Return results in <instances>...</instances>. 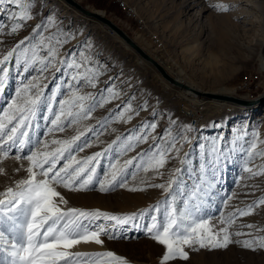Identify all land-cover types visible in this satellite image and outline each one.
<instances>
[{
  "label": "snow or ice",
  "instance_id": "1",
  "mask_svg": "<svg viewBox=\"0 0 264 264\" xmlns=\"http://www.w3.org/2000/svg\"><path fill=\"white\" fill-rule=\"evenodd\" d=\"M0 3L18 9L9 12L13 23L7 33L0 25V36L18 34L25 23L35 18L32 13L35 0H0ZM211 7L220 12L230 10L223 3ZM72 39L74 34L66 31L54 16H49L13 47L0 51V162L13 159L19 163L13 171L26 173L0 191V264H131L111 250L72 249L81 243L103 245L101 237L105 236L109 240L130 239L128 233L132 231H143L164 247L160 264L177 259L187 261L190 254L186 249L212 251L236 243L252 251L264 250V236L230 231L238 217L251 215L264 206V196L245 208L221 210L217 222L220 227L205 218L207 213L203 211L204 197L212 188L221 164H226L237 152L241 140H245L239 145V153L244 157L242 171L249 174L248 179L264 175V162L253 163L258 157L264 160V149L258 147L264 141L259 140L258 133L251 144L246 140L247 133L237 135L231 148L222 138H213L200 145L199 159H190V153L181 155V151L189 142L192 126L169 117V125L160 135L154 134L157 122L145 123L139 131L117 135L101 151L78 156L93 147L88 134L96 137L95 143H102L99 129L113 121L127 123L133 119V113L139 112L129 102L118 105L115 114L110 110L95 125L84 124L93 118L97 107L117 99L120 93L115 86L106 88V94L84 91L87 87L96 88L107 68L95 59L91 45L66 50L64 46ZM13 68L20 77L19 86L15 95L5 100V88ZM49 82L55 86L47 92ZM141 107L146 109L147 102ZM69 128H75L74 135L67 138L55 135ZM150 137L153 144L136 156L122 163L119 160L113 163L109 158L101 176L102 160L110 156L114 147L124 156ZM173 159L179 161L180 167L171 169L164 183H154L156 178L164 176L162 170ZM141 171L145 175L137 179ZM149 172L153 175L148 176ZM6 174L0 167V175ZM182 174L188 176L191 185ZM117 188L131 192L157 188L162 190L163 198L134 212L112 213L99 208L70 207L58 190L108 193ZM232 199L233 196H228L223 201L224 209ZM234 235H249L251 239L233 240Z\"/></svg>",
  "mask_w": 264,
  "mask_h": 264
},
{
  "label": "rangeland",
  "instance_id": "2",
  "mask_svg": "<svg viewBox=\"0 0 264 264\" xmlns=\"http://www.w3.org/2000/svg\"><path fill=\"white\" fill-rule=\"evenodd\" d=\"M79 1L89 8H95L120 25L147 52L156 56L170 74H175L177 67L182 69L183 74L177 72V76L200 91L219 92L221 89L228 88L231 90L230 94L236 95L238 91L236 81L247 72L261 67L260 56L257 53L250 54L245 47L237 44L239 37L243 39L242 33L238 30L239 37L234 36L237 29L236 24L238 23L239 28L241 22H239V17H237L238 21L235 19L233 13L237 12L240 16L242 10L245 9L241 5L246 0L238 2L235 0H118L121 7L116 0ZM122 1L128 6L131 5L132 11L128 10ZM217 3L229 5L230 10L220 12L211 7ZM248 7L250 10L253 8L250 4ZM11 11H18V9L14 5L0 3V25L4 26L5 33L13 23L9 19ZM32 13L35 18L25 23L18 34L0 36V40H3L0 51H7L20 39L28 36L32 32V28L42 19L54 16L66 31L74 34V39L64 46L66 50L71 51L74 48L91 45L95 59L107 68L105 74L99 78L97 87H87L84 88V91L93 93L105 91L106 94V88L115 86L120 93L117 99L105 104L102 108L97 107L93 118L84 121V124L95 125L98 120L107 117L110 110L115 114L118 105H125L129 102L133 109L139 112L138 115L133 113V119L127 123L113 121L104 129H99L102 133L99 140L102 143H95L96 137L88 134V139L93 142V147L78 153V156L91 155L93 152L101 151L117 135L128 134L132 130L139 131V127L145 123L157 122L158 127L154 134L160 135L168 127L169 117L178 120L180 124L192 126L189 142L183 145L181 151V155L185 152L190 153V159H199L200 145L211 142L213 138H222L223 143L229 148L232 147V141L237 135L245 136V133H247L248 144L254 142L257 133L259 140L264 141V125L256 120L260 113L259 109L263 106L252 109L243 108L181 92L166 83L153 67L142 61L119 37L115 36L114 32H110L107 27L94 19L81 15L66 5L64 1L35 0ZM248 17L253 18L252 15ZM136 20L138 24H136ZM254 24L256 21L252 20L247 25L248 29L244 38L252 34V28H257V25ZM154 35L163 39L164 42L165 48L159 52L154 50L155 45L152 42L156 38ZM12 72V77L5 88V100L11 99L19 86L20 77L16 76V69L13 68ZM174 74L172 75L176 77ZM59 76L60 73H57L56 77ZM54 86L53 82H49L46 91L50 92ZM145 102H147L146 109L141 107ZM182 105L190 108L193 112L192 117H196L198 121L190 120L187 115L184 116L181 110ZM40 123L43 124L44 121L41 120ZM74 134L75 128H69L64 133L55 135L59 138H67ZM244 143L245 140H241L239 145ZM152 144L153 141L150 137L146 143L139 144L124 156H120L114 147L110 156H106L102 160L101 176L109 165V158L113 163L117 160L122 163L123 160L148 149ZM239 145L231 159L226 164H221L212 188L204 197L203 211L207 213L205 218H209L211 223L217 227L221 226L217 223L221 210L232 211L235 208H245L246 205L264 196V175L247 178L249 174L242 171L244 157L239 153ZM258 147L264 149V143H260ZM262 162L264 160L259 157L253 161L256 165ZM0 167H3L7 173L0 175V191L10 186L14 180L26 175L23 170L19 173L13 171L19 167V163L13 159L3 160L0 162ZM176 167H180L179 161L170 160L162 170L164 176L156 178L153 182L164 183L168 179V172ZM144 175L141 171L137 179ZM147 175L152 176L153 173L149 172ZM182 175L191 185L192 181L188 176ZM129 183H133L130 175ZM58 190L69 201L68 206L70 207L99 208L112 213L134 212L137 206L146 208L163 198L162 190L157 188H149L143 192H131L117 188L108 193H101L98 190L87 192ZM228 196H233V199L230 201V206L224 209L223 201ZM177 198L179 199V196ZM250 224L255 227H246ZM257 229H264V206L257 208L251 215L238 217L230 231L264 236V230L257 231ZM128 235L132 238L116 240L124 244L126 248L135 250L137 254L141 255L142 261L160 264L165 251L162 245L152 240L143 231H132ZM232 239L242 241L251 239V236L234 235ZM186 251H189L190 254L187 261L177 259L168 262V264H264V250L252 251L236 243L229 245L227 249L212 251L186 249Z\"/></svg>",
  "mask_w": 264,
  "mask_h": 264
},
{
  "label": "bare ground",
  "instance_id": "3",
  "mask_svg": "<svg viewBox=\"0 0 264 264\" xmlns=\"http://www.w3.org/2000/svg\"><path fill=\"white\" fill-rule=\"evenodd\" d=\"M61 1H64V0H61ZM118 1V0H116ZM236 2H238L239 0H235ZM65 2V1H64ZM123 3H125L124 1H122ZM66 3V2H65ZM120 7H121V4H120V1H118ZM126 4V3H125ZM251 5V7H253L251 10L250 8L248 7V5ZM66 5H68L66 3ZM69 6V5H68ZM126 7H128V10H131L132 11V8L130 6H128L127 4L125 5ZM244 7V11L242 10L241 12V15L239 16L237 14V12L233 13L234 16H235V19H237V17H239V22H241L240 24V27L238 28V23L236 24L237 25V29H236V32L234 33L236 37H239V33H238V30L242 33V37L243 39H240L239 37V40H238V45L240 46H243L247 49V51L250 53V54H253V53H257L259 56H260V65L263 66L264 65V62H263V57H262V48H263V45H264V0H246L245 2L242 3L241 7ZM123 7V6H122ZM74 9V8H73ZM123 9L125 10V8L123 7ZM75 10V9H74ZM135 12V11H134ZM81 14V13H80ZM82 15V14H81ZM137 15V14H136ZM252 15L253 18H249L248 16ZM84 16V15H83ZM135 16V15H134ZM86 17V16H85ZM244 20H240L241 18ZM93 19V18H92ZM95 20V19H94ZM253 21H256V24L254 25H257V28H252V34L248 37H245V33L248 29L247 25L250 24L251 22ZM97 22H99L98 20H95ZM238 21V19H237ZM140 22V21H139ZM101 23L102 25H104L102 22H99ZM246 23V24H244ZM253 24V23H252ZM236 25L234 24V26L236 27ZM105 27H107L106 25H104ZM250 27V26H249ZM254 27V26H253ZM256 27V26H255ZM108 28V27H107ZM141 28V27H140ZM230 28V27H228ZM233 28V27H232ZM109 29V28H108ZM234 30V28H233ZM109 31L111 32L112 30L109 29ZM114 31H112L113 33ZM115 36L119 37L123 43L129 47L142 61H144L145 63L149 64L151 67H153L155 69V67L148 61L144 60L142 57H140L130 46L128 43H126V41L120 37L117 33H115ZM231 34V33H230ZM155 36V35H154ZM156 37V36H155ZM152 40V39H151ZM237 40V39H236ZM153 44L155 45L154 46V50L156 51H161L163 50V48H165L164 46V42H163V39H161L160 37H156L154 38V40L152 41ZM151 46V45H150ZM150 53V52H149ZM152 56H154L152 53H150ZM157 60H159L156 56H154ZM161 63V61H159ZM162 64V63H161ZM163 65V64H162ZM164 66V65H163ZM168 69V68H167ZM156 70V69H155ZM156 72L160 75V77L166 82L168 83L170 86L172 87H175L176 89L180 90L181 92H185L187 93V95H192V96H196V97H204V98H207L205 96H202V95H199V94H196L194 93L193 91H190V90H187L185 88H181L179 86H176V85H173L171 84L170 82H168L167 80H165L161 74L156 70ZM171 72V71H170ZM182 73L183 74V71L182 69H180L179 67H177V70H176V73H172L174 74L179 80L187 83L188 85L191 86L190 83H188L187 81L179 78L178 73ZM193 87V86H192ZM220 93H229L231 92L230 89L228 88H224V89H221L219 91ZM183 93V94H185ZM217 93V92H216ZM209 100H214V101H218V102H223V103H229V104H232L231 102H226V101H222V100H218V99H214V98H207ZM236 106L238 107H243V108H258V107H261L259 109L260 113L258 114V117L256 120L260 121L262 125H264V104H257V105H253V106H244V105H239V104H235ZM263 131V130H262ZM144 206H137L135 207L134 211L138 210V209H143ZM109 212V211H108ZM103 240H104V244L103 245H97L95 243H88V244H84V243H81L80 245H77L75 246L72 251H79V252H95V251H105V250H111V251H114L115 253H117L118 255H121V256H124L126 257L130 262L131 264H150V263H147L145 261H142L140 259L141 255L137 254L135 252V250H133L132 248L128 249L125 247L124 244H122L121 242L117 241V240H109L107 237H101Z\"/></svg>",
  "mask_w": 264,
  "mask_h": 264
},
{
  "label": "water",
  "instance_id": "4",
  "mask_svg": "<svg viewBox=\"0 0 264 264\" xmlns=\"http://www.w3.org/2000/svg\"><path fill=\"white\" fill-rule=\"evenodd\" d=\"M70 7L74 8L76 11L81 13L82 15L93 18L102 22L106 25L110 30L117 33L120 37H122L126 43L144 60L150 62L155 69L161 74V76L170 82L173 85L179 86L181 88H185L187 90L193 91L196 94L205 96L207 98H214L226 102H231L233 104H239L244 106H253L257 104H264V88L263 90L254 98H244L237 96L235 94L229 93H220V92H211V91H200L195 89L194 87L188 85L187 83L179 80L177 77H174L170 74L165 67L149 52H147L139 43H137L132 36H130L120 25H118L115 21H113L110 17L101 14L95 8H89L87 5L82 4L79 0H64ZM262 57L264 62V45L262 48ZM264 66V65H263Z\"/></svg>",
  "mask_w": 264,
  "mask_h": 264
},
{
  "label": "built area",
  "instance_id": "5",
  "mask_svg": "<svg viewBox=\"0 0 264 264\" xmlns=\"http://www.w3.org/2000/svg\"><path fill=\"white\" fill-rule=\"evenodd\" d=\"M127 16L131 17L130 15ZM136 24H138L137 20H136ZM236 83L238 84V91L236 94L237 96L244 98L256 97L264 88V66H261L257 69L247 72V74L240 77V79H238ZM181 110L184 116L187 115L190 117V120L198 121L196 117L194 118L192 117L193 112L191 111L190 108H187L185 105H182Z\"/></svg>",
  "mask_w": 264,
  "mask_h": 264
},
{
  "label": "trees",
  "instance_id": "6",
  "mask_svg": "<svg viewBox=\"0 0 264 264\" xmlns=\"http://www.w3.org/2000/svg\"><path fill=\"white\" fill-rule=\"evenodd\" d=\"M118 5V4H117ZM120 6V5H119Z\"/></svg>",
  "mask_w": 264,
  "mask_h": 264
}]
</instances>
